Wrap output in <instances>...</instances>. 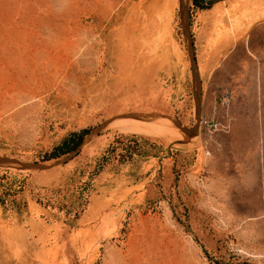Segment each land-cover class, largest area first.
I'll return each instance as SVG.
<instances>
[{
    "label": "rangeland",
    "instance_id": "obj_1",
    "mask_svg": "<svg viewBox=\"0 0 264 264\" xmlns=\"http://www.w3.org/2000/svg\"><path fill=\"white\" fill-rule=\"evenodd\" d=\"M184 1L190 49L179 0H0V155L43 160L69 132L85 135L121 113H160L194 128H176L175 139L120 131L110 119L48 168L0 166V264H30L27 217L72 228L82 198L96 196L115 213L92 227L116 228L83 264H264V58L226 60L248 63L255 89L235 98L224 87L209 101L199 74L207 59L195 57L187 25L196 8ZM218 5L202 12L211 41L264 18V0ZM227 115L226 133L201 122ZM126 145L135 151L121 159Z\"/></svg>",
    "mask_w": 264,
    "mask_h": 264
},
{
    "label": "crops",
    "instance_id": "obj_2",
    "mask_svg": "<svg viewBox=\"0 0 264 264\" xmlns=\"http://www.w3.org/2000/svg\"><path fill=\"white\" fill-rule=\"evenodd\" d=\"M220 1L212 2L206 8H196L194 23L189 20L187 22L195 57L207 59L203 65V72L199 71V74L202 89L205 86L206 89L212 90L213 96L212 99L208 97L209 101H215L217 91L224 87L235 91V98L237 92L248 97L250 91L255 89L254 82H251L253 71L248 68V63L232 61L230 67H227L226 60L244 59L253 62V59L264 58V37H261L264 34V18L253 21L239 37L229 36L211 41L212 31L202 27V12L210 9L216 11ZM254 35H257V38L253 37ZM213 118L224 124V127L215 132L226 133L230 130L232 122L230 116ZM172 161L173 159L169 157H163L162 164L168 167ZM112 204L111 201H102L97 196L92 198L81 214L74 219L75 225L72 228L55 222L49 224L45 219L27 217V222L32 228L22 224L21 240L32 245L30 264H75L76 261L83 264L82 260H91L98 241L115 231L116 227L103 234L95 229L96 225L92 227L103 212L108 211L111 215L115 213V205ZM91 230H93L91 245L87 247Z\"/></svg>",
    "mask_w": 264,
    "mask_h": 264
},
{
    "label": "water",
    "instance_id": "obj_3",
    "mask_svg": "<svg viewBox=\"0 0 264 264\" xmlns=\"http://www.w3.org/2000/svg\"><path fill=\"white\" fill-rule=\"evenodd\" d=\"M184 0H179V7H180V15H181V19L183 22V31H184V35H185V40L187 43V46L189 48V35L187 33V30L185 28L184 22H185V12H184ZM190 49V48H189ZM191 59V70H192V75H193V92H194V97H195V101L197 102V98H198V90H197V82L195 79V72H194V66H193V59L192 57ZM151 114H155L161 117H165L167 119H169V121L172 122L173 126L176 127L178 130L185 132V133H191L193 131L194 128H189L186 129L183 126H181L176 119H174L171 116L168 115H164V114H160V113H155V112H150ZM141 114V113H139ZM142 114H146L147 113H142ZM116 116V115H115ZM113 117H110L106 120H104L103 122H101V124L97 125L96 127L90 129L88 131L87 134H85L81 140L86 139L87 137L91 136L93 133H95L99 127L101 125H103L104 123H106L107 121H109L110 119H112ZM75 151V149H71L69 154L65 155L64 157H58V158H51V159H43V160H39V161H24V160H19L17 158L14 157H7L4 155H0V166H11V167H16V168H26V169H31V170H40V169H45L48 168L50 166H52L53 164H56L58 162H61L63 159H65L66 157H68V155L72 154Z\"/></svg>",
    "mask_w": 264,
    "mask_h": 264
},
{
    "label": "trees",
    "instance_id": "obj_4",
    "mask_svg": "<svg viewBox=\"0 0 264 264\" xmlns=\"http://www.w3.org/2000/svg\"><path fill=\"white\" fill-rule=\"evenodd\" d=\"M214 1L216 0H208L206 3H203L202 0H191V4L195 8H206V7H209ZM86 130H87L86 128H81L77 131L69 132L67 135H65L61 139V141L58 144L54 145L53 148L49 152L44 153L42 158L47 159L50 157H55L61 153L67 152L75 148L80 143ZM130 136L135 137L134 134H130ZM116 141L117 139L114 138L108 143V146L105 148L104 152L98 158L100 162L98 163L95 171L101 169L103 164L107 161V158H109L113 150V147H114L113 143ZM135 148H136L135 145H126L125 148L123 147V151H119L116 154H118V156L122 159L124 156L134 153ZM85 205H86V197H83L82 201L80 202V207L74 212V217H78L81 214V212L84 210ZM241 264H254V263H250L248 261H242Z\"/></svg>",
    "mask_w": 264,
    "mask_h": 264
},
{
    "label": "bare ground",
    "instance_id": "obj_5",
    "mask_svg": "<svg viewBox=\"0 0 264 264\" xmlns=\"http://www.w3.org/2000/svg\"><path fill=\"white\" fill-rule=\"evenodd\" d=\"M110 122L112 128L115 127L120 131L175 139L181 136L176 127H171L166 119L158 115L121 113L113 117Z\"/></svg>",
    "mask_w": 264,
    "mask_h": 264
},
{
    "label": "built area",
    "instance_id": "obj_6",
    "mask_svg": "<svg viewBox=\"0 0 264 264\" xmlns=\"http://www.w3.org/2000/svg\"><path fill=\"white\" fill-rule=\"evenodd\" d=\"M208 0H202L203 3H206ZM228 98V92H224L222 95V101L225 102ZM202 124L204 125L205 129L208 132H213L216 131L222 127H224V124L220 123L219 121H217L216 119H214L213 117H208V118H203L201 120Z\"/></svg>",
    "mask_w": 264,
    "mask_h": 264
}]
</instances>
